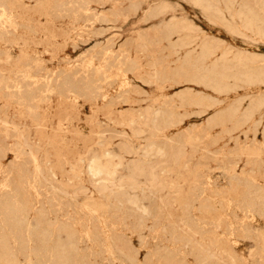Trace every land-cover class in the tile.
Wrapping results in <instances>:
<instances>
[{
	"label": "rangeland",
	"instance_id": "1",
	"mask_svg": "<svg viewBox=\"0 0 264 264\" xmlns=\"http://www.w3.org/2000/svg\"><path fill=\"white\" fill-rule=\"evenodd\" d=\"M198 2L0 0L17 264H264V0Z\"/></svg>",
	"mask_w": 264,
	"mask_h": 264
},
{
	"label": "bare ground",
	"instance_id": "2",
	"mask_svg": "<svg viewBox=\"0 0 264 264\" xmlns=\"http://www.w3.org/2000/svg\"><path fill=\"white\" fill-rule=\"evenodd\" d=\"M101 1V0H100ZM199 2L198 3H200V1L201 0H198ZM195 2V1H194ZM195 4V3H194ZM199 7V6H198ZM81 13V12H80ZM245 16V15H244ZM9 21V20H8ZM254 18L253 17H251V18H249L248 20H247V24H249V25H251V24H253L254 23ZM257 21V20H256ZM247 24H246V26H247ZM256 24V23H255ZM2 25V24H1ZM242 26V25H241ZM249 27V26H248ZM247 27V28H248ZM2 28V27H1ZM170 30H174L175 29V27H170L169 28ZM5 31V30H4ZM169 31V30H168ZM1 32V31H0ZM5 33V32H4ZM106 46V45H105ZM208 47V46H207ZM207 47H204L203 46V48H201V51H200V60H199V63L200 64H205L206 63V60L211 56V55H213V53H214V51H213V49H210L209 47L207 48ZM103 48V47H102ZM181 48V47H180ZM92 51V50H91ZM116 59V58H115ZM247 60V59H246ZM123 61V60H122ZM121 61H119L118 63H120ZM128 64V63H127ZM130 66V65H129ZM14 83H17V82H14ZM13 83V84H14ZM31 83V82H30ZM48 83H50L51 84V82H48ZM256 83V82H255ZM260 84V83H259ZM263 84V83H262ZM3 85V84H2ZM7 85V84H6ZM19 85H20V83H19ZM18 85V86H19ZM4 86V85H3ZM10 86V85H9ZM15 86H17V85H15ZM46 86V85H45ZM67 86V85H66ZM85 86V85H84ZM47 87H48V84H47ZM51 87V86H50ZM59 87V86H58ZM13 88V87H12ZM16 88V87H15ZM19 88H20V86H19ZM75 89V88H74ZM5 90V89H4ZM18 90V89H17ZM60 90V89H59ZM27 91V90H26ZM29 91V90H28ZM87 91V90H86ZM7 92V91H6ZM14 93H15V91H13ZM30 92V91H29ZM18 93V91L16 92V94ZM67 93H69V92H67ZM67 93H64V94H67ZM9 95H11V94H9ZM68 95V94H67ZM70 95H72V94H70ZM19 96V95H18ZM11 97H13V95L11 96ZM14 98H15V96H14ZM20 98H22L21 97V95H20ZM27 98H28V96H27ZM17 99V98H16ZM13 101V100H12ZM17 102V101H16ZM15 102V103H16ZM20 102V101H19ZM21 102H22V100H21ZM21 102H20V105H21ZM25 102H26V100H25ZM28 103V102H27ZM27 103L25 104V105H27ZM77 103V102H76ZM24 104V103H23ZM263 106V105H262ZM261 106V107H262ZM28 107V106H27ZM253 109V108H252ZM5 111V110H4ZM249 112V111H248ZM247 113V112H246ZM244 120V119H243ZM155 123H156V121L154 120V126H155ZM257 123V122H256ZM14 129V128H13ZM15 130V129H14ZM99 133H101V132H99ZM22 140V139H21ZM24 142V141H23ZM0 146H1V144H0ZM150 146V145H149ZM151 147V146H150ZM20 149V148H19ZM171 149V148H170ZM158 150V149H157ZM166 150V149H165ZM3 151V150H2ZM144 152H146V151H144ZM149 152H150V150H149ZM147 153V152H146ZM157 153V152H156ZM160 153H162V151L160 152ZM160 153H159V155H160ZM47 154V153H46ZM150 154V153H149ZM164 155H166V154H164ZM3 156V155H2ZM178 156V155H177ZM259 157V156H258ZM15 158V157H14ZM150 158H152V157H150ZM159 158H162V157H160L159 156ZM165 158V157H164ZM17 159V158H16ZM15 159V160H16ZM163 159V158H162ZM32 160H34V158L32 159ZM1 162V161H0ZM19 162V161H18ZM34 162V165H35V171H36V173L39 175V176H42V169H41V167L39 166V164H38V161L37 160H34L33 161ZM173 162V161H172ZM17 163V162H16ZM20 163V162H19ZM18 163V164H19ZM21 164V163H20ZM147 164H149V163H147ZM173 164V163H172ZM1 165V164H0ZM15 165V164H14ZM17 165V164H16ZM22 165V164H21ZM32 165H33V163H32ZM18 167H19V165H17ZM16 166V167H17ZM21 167V166H20ZM147 167V166H146ZM6 168V167H5ZM4 167H3V169H2V171H4V169H5ZM150 168V167H149ZM148 169V168H147ZM173 169V168H172ZM0 170H1V168H0ZM7 170H9V169H7ZM19 169H17V171H18ZM88 170H89V172L91 173V174H93V175H98V173H99V170H98V167H97V165L95 164V161H94V158L92 157L91 158V160H90V162L88 163ZM132 171H138L140 174L141 173H144L143 171H144V168H143V166H138V167H134V168H132L131 169ZM1 172V171H0ZM8 172V171H7ZM13 172V171H12ZM16 172V171H15ZM19 172V171H18ZM17 172V173H18ZM11 173V172H10ZM9 173V174H10ZM160 173V172H159ZM4 174V172L2 173V175ZM5 175V174H4ZM6 176V175H5ZM14 176V175H13ZM1 177H4V176H1ZM0 177V178H1ZM8 177H10V175L8 176ZM148 178V177H147ZM5 179V178H4ZM1 180V179H0ZM8 180V179H7ZM7 180H5V182L3 183V184H1V187H0V189H3V190H5L6 188H8V187H10V186H8L7 185ZM37 180V179H36ZM2 181V180H1ZM153 181V180H152ZM148 182V181H147ZM35 183V182H34ZM46 183V182H45ZM27 184V183H26ZM141 184V183H140ZM17 185H21V181H20V179L17 181ZM32 185V184H31ZM148 185V184H147ZM114 187V186H113ZM153 187H155V185H153ZM165 187V186H164ZM11 188V187H10ZM31 188V187H30ZM29 188V189H30ZM129 188L131 189V190H136V189H138V183L135 181V180H131L130 181V183H129ZM141 189V188H140ZM2 190V191H3ZM9 190V189H8ZM143 190V189H142ZM164 190V189H163ZM7 191V190H6ZM8 193V192H7ZM55 193H57V192H55ZM66 193V192H65ZM0 194H1V192H0ZM141 195V194H140ZM2 197V196H1ZM16 199L17 198V194L16 195H12V198L10 197V198H4V199H0V208L2 209V210H5V212H7L8 213V215L10 216L9 218H10V220H11V222H10V224L12 225V226H17L19 229H23L24 227H28L29 228V224L27 223V224H25L23 221V217H22V215H21V212H20V210L16 207V206H14L13 204L15 203V202H13V201H11L12 199ZM11 199V200H10ZM13 199V200H14ZM129 202L131 203V204H133V205H136V201L133 199V200H129ZM18 205H19V203H18ZM237 209V208H236ZM148 210H149V208H148ZM247 211V210H246ZM145 212V211H144ZM149 213V212H148ZM138 214H139V212H138ZM146 214H147V211H146ZM153 214V213H152ZM154 215V214H153ZM235 216V215H234ZM144 217V216H143ZM7 224H8V221H7ZM242 224V223H241ZM236 226H237V224H236ZM27 228V229H28ZM29 230V229H28ZM15 231H13V234H16V233H14ZM20 232V231H19ZM27 232V231H26ZM231 232V231H230ZM22 233V232H21ZM1 234V233H0ZM230 236V235H229ZM232 236V235H231ZM20 238H22V236L20 237ZM19 238V239H20ZM71 238V237H70ZM17 239V238H16ZM44 240V239H43ZM12 241V240H11ZM49 244V243H48ZM231 244V243H230ZM50 245V244H49ZM51 246V245H50ZM65 246V245H64ZM48 248V247H47ZM46 248V249H47ZM51 249V248H50ZM47 250H49V249H47ZM20 251V250H19ZM24 251H25V249H24ZM55 251V250H54ZM57 251V250H56ZM66 251V250H65ZM43 252V251H42ZM45 252V251H44ZM47 252V251H46ZM67 253H70V251L68 252V249H67ZM72 253V252H71ZM39 254V253H38ZM49 254H50V252H49ZM49 256V255H48ZM48 256H46V258L48 257ZM70 256V255H69ZM45 257V256H44ZM73 257V256H72ZM209 257V256H208ZM211 257V256H210ZM209 257V258H210ZM51 258V257H50ZM0 260L4 263V264H17V260H16V258H15V253H14V251H13V249L12 248H9V247H6V246H4V247H2V248H0ZM38 260V259H37ZM52 261V260H51ZM54 261V260H53ZM52 261V262H53ZM33 262H35L36 263V261H33ZM1 264V263H0ZM32 264H34V263H32ZM38 264H39V262H38Z\"/></svg>",
	"mask_w": 264,
	"mask_h": 264
}]
</instances>
